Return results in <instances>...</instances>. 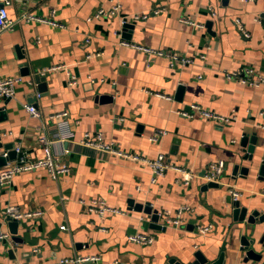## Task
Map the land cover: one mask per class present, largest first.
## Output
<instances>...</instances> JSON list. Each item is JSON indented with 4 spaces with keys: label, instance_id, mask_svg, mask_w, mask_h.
Returning a JSON list of instances; mask_svg holds the SVG:
<instances>
[{
    "label": "crops",
    "instance_id": "obj_1",
    "mask_svg": "<svg viewBox=\"0 0 264 264\" xmlns=\"http://www.w3.org/2000/svg\"><path fill=\"white\" fill-rule=\"evenodd\" d=\"M12 2V24L0 33V74L24 76L33 83L18 84L16 97L0 99V141L20 144L32 162L43 159L39 119L24 104L34 102L45 119L67 110L70 136L56 140L52 153L71 170L52 178L43 166L0 184V230L12 235L10 241H0V263L46 264L99 256V261L66 264H171L191 262L202 252L211 261L223 255V264H254L240 250L241 237L249 235L252 225L234 217L230 188L241 191L239 200L250 211L264 212V82H242L234 73L252 68L253 78H264V0ZM115 3L121 5L115 15L95 16ZM26 14L55 24L28 21ZM143 14L148 17H133ZM125 21L134 24L126 33ZM129 32L131 38L125 35ZM124 41L193 56L194 62L171 66L168 58L153 57ZM55 65L63 68L49 70ZM38 73L46 77L44 91L33 78ZM192 104L235 119L219 124L180 114L192 111ZM59 130L55 123L47 125L49 137ZM86 132H100L122 150L150 158L165 154L172 164L187 166L198 176L188 181L169 169L152 182L147 163L84 146ZM253 138L256 165L246 174L233 175L236 163L248 164L240 157ZM217 160H225V170L218 185L209 186L203 174ZM18 161L17 154L6 161L0 158V169ZM94 198L122 212H90L86 204ZM131 200L150 203L160 214L175 215L182 206L190 209L180 226L167 224L161 216V227L155 228L150 215L136 210ZM11 204L23 211L43 209L44 214L20 220L13 234L5 218ZM210 225L206 233L199 232ZM137 233L155 240L142 244L128 238ZM10 251L13 259L7 256Z\"/></svg>",
    "mask_w": 264,
    "mask_h": 264
},
{
    "label": "built area",
    "instance_id": "obj_2",
    "mask_svg": "<svg viewBox=\"0 0 264 264\" xmlns=\"http://www.w3.org/2000/svg\"><path fill=\"white\" fill-rule=\"evenodd\" d=\"M12 3H13L12 0H0V33L12 24V19L9 16V10H8V7L12 5ZM120 8L121 5L119 3H115L109 9L100 8L96 12L95 16L96 17L113 16L120 10ZM161 10L162 9L159 8L155 11L159 12ZM133 17L134 19L146 18L148 17V14H143L141 16L135 15ZM26 19L28 21L38 20L42 22H49L55 24V22L51 19L39 17L34 14H26ZM182 21L190 22L188 19H183ZM236 23L240 27V29L243 30L244 34L248 36L249 33L245 31V28L241 20L236 19ZM123 43L138 50H142L153 57L155 56L166 57L169 59L171 66H176L177 64H179L180 66H184L194 62L193 56H188L186 54H182L176 51H167L163 49L153 48L151 46L134 44L125 41ZM61 68H63V65H55L49 68V70H57ZM46 71L47 70H43L42 73H45ZM252 73H253L252 68H247L245 69V71L234 73V75L240 76L239 79L242 82H250L255 85H259L264 82V78L262 76H260L259 78H253ZM228 75L231 76V74ZM25 81H27V79L24 76H20V75L4 76L0 74V99H8V98L16 97L17 85ZM27 82L33 83V79L30 78ZM70 84L72 85L76 84L75 76L71 77ZM40 95L41 94L38 93L36 96H40ZM158 95L164 96V94L161 93H158ZM24 108L30 113L31 116L39 119L40 135L38 138V142L40 146L43 148L45 156L43 159L32 162L28 159V155L26 154V152L22 150L21 145L16 144L15 150L18 153L19 161L14 164H7L5 167L0 169V184H4L12 181L13 178L20 172L35 170L43 166L47 168L49 175L52 178H59V176L66 174L71 170L67 164L58 162L56 160V157L52 153V145L55 143L56 140L66 141L70 136V131H68L70 125L69 111L67 110L56 111L51 113L48 116V118L45 119L42 116L41 111L34 102H26L24 104ZM180 114L188 117H194L195 115H199L202 118H205L207 120H212L219 124H227L235 119L234 115L227 116V115L219 114L211 110H208L200 106L199 104H192V111H180ZM49 123H55L58 126V128H60V130L53 137H49L47 133V125ZM82 143L84 146L94 150L97 153L107 152L109 154L118 156L120 158L137 160L147 163L151 167L153 173L152 182H156L158 178L164 175L166 171L169 169H174L180 172L182 175L187 177L188 181L198 176L197 172H195L191 168H188L187 166H178L172 164L168 160V157L165 154L161 153L156 158H150L142 154L122 150L114 142L105 140L102 133L100 132L95 134L86 132L83 136ZM3 155L7 157L8 151H5ZM225 166H226L225 160L214 161L207 166L203 174V177L208 182H218L222 174L224 173ZM230 194L232 195L233 200H238L242 193L236 186H232L230 188ZM86 208L88 211L98 213L102 216L105 214H114V213L122 212L120 209L110 206L109 204H107V202L104 199H100V198L92 199L90 202L86 204ZM189 209H190L189 206H182L176 211L175 215H171L168 212H166V214L163 213L162 214L159 213V214L160 217L165 216L167 224L180 226L181 224H183L185 213L188 212ZM43 214H44L43 209L23 211L18 205L15 204H11L7 206V208L5 209V218L17 219V220H22L24 218H39L43 216ZM211 227H212L211 225L206 227H201L199 228V232L204 234L207 231H209ZM11 238L12 235L9 232L0 230V241H4V240L10 241ZM128 238L131 241L139 242L142 244H151L155 240V237L153 235L145 234V233L132 234ZM86 260L99 261L100 257L88 256V257H76V258H62L60 260L48 262L46 264H66L72 261L82 262Z\"/></svg>",
    "mask_w": 264,
    "mask_h": 264
},
{
    "label": "water",
    "instance_id": "obj_3",
    "mask_svg": "<svg viewBox=\"0 0 264 264\" xmlns=\"http://www.w3.org/2000/svg\"><path fill=\"white\" fill-rule=\"evenodd\" d=\"M212 24V21L208 22V27H210ZM134 24H132L130 21H125L124 23V33L125 31H128V28H133ZM127 37L131 38L130 32L129 34H125ZM23 57V56H21ZM26 66V65H24ZM27 75L30 74V72L26 73ZM33 78L36 80V83L38 84V89L40 91H44L46 89V77L44 75H41L40 73L35 74ZM256 141L255 138L252 139L251 144L248 147L247 154L244 156H241L240 159L243 161H246L245 165L241 166V162H238L234 165L233 169V175L238 174L240 172L241 174H246L252 167L256 165L254 153L256 148ZM248 144V139L244 137L242 139V146L246 147ZM5 148L4 151L0 152V158L3 161L7 160V157L12 159L16 154L18 155L17 151L15 150V145L13 144H4L0 141V148ZM5 151H8V156L4 158L3 153ZM262 173L264 172V157H263V165L261 166ZM209 186H217V182H209ZM130 204H133L136 210L143 211L150 215L152 219V226L155 228H160L161 225L159 224L160 219V211L158 209H155L151 206L150 203L147 204H141V203H134L133 200L130 201ZM234 217L236 219L240 220H247L249 224L252 225L249 231V235H244L241 237V247L240 250L245 254V260L251 259L254 264H264V212H261L260 210H249L248 205H242L241 201L234 200ZM9 221V227L13 234H17L18 228L20 225V220L17 219H10L7 218ZM16 237V236H14ZM17 238V237H16ZM7 256H9L11 259L14 258V254L12 251L8 252ZM224 257L223 255L220 256L215 261L209 260L206 256L202 254V252H197L195 256V260L187 263H180L176 260H172L171 264H223ZM3 264V263H0Z\"/></svg>",
    "mask_w": 264,
    "mask_h": 264
}]
</instances>
